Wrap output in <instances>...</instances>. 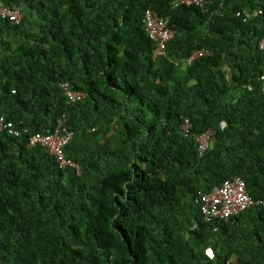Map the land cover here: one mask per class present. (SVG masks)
Listing matches in <instances>:
<instances>
[{
	"label": "trees",
	"instance_id": "1",
	"mask_svg": "<svg viewBox=\"0 0 264 264\" xmlns=\"http://www.w3.org/2000/svg\"><path fill=\"white\" fill-rule=\"evenodd\" d=\"M205 1L0 0L22 14L0 17V120L21 129L0 131V264H264V0ZM186 120L214 132L203 156ZM60 122L80 173L28 147ZM237 177L258 204L205 222L197 194Z\"/></svg>",
	"mask_w": 264,
	"mask_h": 264
},
{
	"label": "built area",
	"instance_id": "2",
	"mask_svg": "<svg viewBox=\"0 0 264 264\" xmlns=\"http://www.w3.org/2000/svg\"><path fill=\"white\" fill-rule=\"evenodd\" d=\"M205 4V0H176L175 5L204 8ZM261 15H263L262 10H257L252 13L247 11L236 13V16L241 17L244 22H248L252 18ZM0 17L8 20L12 25H19L22 20L20 8L9 9L2 5H0ZM143 23L146 34L154 43L153 56L155 58H166L167 46L175 37V31L169 28L168 20L159 16L153 10H147L144 13ZM259 46L261 50H264V37ZM210 55L211 53L206 50L196 51L185 60L184 64L190 65L195 60ZM61 88L64 90V94L69 101L77 102L86 99V95L83 92L73 90L68 83H62ZM182 129L186 136L194 138L197 144V151L200 156H203L210 148L214 132L209 130L202 134H192V124L189 120L185 121ZM0 131H7L9 135L15 137L21 134V129L16 124L7 122L4 119L0 120ZM72 136L73 134L69 133L62 126V122H60L52 134H36L32 136L29 140L28 147L40 145L51 156L56 158L60 168L70 167L77 173H80V167L76 163L68 160L63 153V149L69 144ZM195 201L200 206L202 216L207 223H212L217 219L227 222L229 219L238 216L240 213L258 204V202L250 198L245 182L239 177L226 180L220 187L215 188L209 194L199 192Z\"/></svg>",
	"mask_w": 264,
	"mask_h": 264
},
{
	"label": "crops",
	"instance_id": "3",
	"mask_svg": "<svg viewBox=\"0 0 264 264\" xmlns=\"http://www.w3.org/2000/svg\"><path fill=\"white\" fill-rule=\"evenodd\" d=\"M218 229L216 228V231H217Z\"/></svg>",
	"mask_w": 264,
	"mask_h": 264
}]
</instances>
